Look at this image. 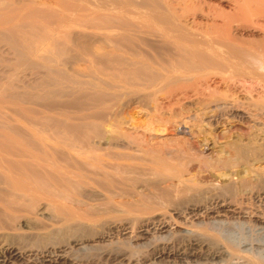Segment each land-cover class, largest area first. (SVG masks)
<instances>
[{"label":"bare ground","instance_id":"bare-ground-1","mask_svg":"<svg viewBox=\"0 0 264 264\" xmlns=\"http://www.w3.org/2000/svg\"><path fill=\"white\" fill-rule=\"evenodd\" d=\"M18 1L0 0V60L5 61L0 63V264H80L70 257L68 249L81 245L95 249L96 257H90L88 264H113L115 260L170 264L188 260L198 252L206 253L212 261L237 256L240 264H264L228 243L224 246L226 241L208 245L216 237L210 226L214 220L243 218L264 225V208L255 210L246 202L233 201L236 195L256 193L264 203V165L254 166L264 162V155L260 158L255 153L264 143L260 142L264 140L263 125L259 127L260 138L252 139V125L235 119L222 122V127L221 119L214 120V127L206 129L200 125L204 116L196 119L198 115L181 113L186 116L160 118L155 126L149 119L143 129L139 126V133L130 117L121 122L108 118L115 112L113 105L108 106L105 119L94 117L108 92L114 98L112 93L118 90L115 96L120 91L127 95L125 92L156 89L158 74L180 68L175 61L187 56L185 49L194 52L187 43L198 42L175 35L177 55L172 62L162 64L126 52L121 42L132 45L134 39L102 24L99 16L81 7L68 4L55 9L31 0ZM212 35L207 42L220 44V52L229 54L226 34L214 41ZM83 38L88 43L95 41L90 43L93 48L81 47ZM34 77L43 78L37 85L41 88L35 87L37 91L28 85ZM65 92L80 97L84 115L52 105L54 96L60 98ZM37 95L44 99L42 107V102L39 107L31 102ZM226 105H221L224 112L230 108ZM252 106L256 109L257 105ZM214 108L202 113L214 112ZM156 126L162 127L161 137L155 132ZM101 129L110 137H104ZM219 138H224L223 146L215 153L226 155L230 166L225 182L214 171L226 168L218 167L219 159L207 156L208 142L212 146ZM182 159L185 162L181 166ZM194 161L201 163L197 172L190 173L187 168ZM170 230L193 234L186 235V242L181 239L184 244L180 245L175 239L178 233L175 237L172 233L171 241L162 239L161 234ZM195 232L199 235L194 236ZM149 238L153 242L144 256L138 260L126 256L127 247L122 248L121 240L138 245Z\"/></svg>","mask_w":264,"mask_h":264},{"label":"rangeland","instance_id":"rangeland-1","mask_svg":"<svg viewBox=\"0 0 264 264\" xmlns=\"http://www.w3.org/2000/svg\"><path fill=\"white\" fill-rule=\"evenodd\" d=\"M31 1L55 9H59V8L61 9L62 6H67L68 4H70L71 6L81 7L88 12H92L95 16H99L98 17L100 18L99 21L102 24L109 25L110 27L118 28L120 29L119 32L125 34L126 38L134 39L133 41L134 43L132 45H129L126 42H121L123 46L122 48H124L126 52L139 53L143 56L149 57V60L150 59L155 60L162 64H167L169 61L172 62L174 56L176 57L177 55L176 51L178 49L174 45L175 35L178 37L194 39L198 42L197 45H192L189 42L187 43L186 47H193L194 52L191 53L190 51L185 49L187 52V56L175 61V65H180L181 66L180 68H177L175 70L165 69L158 74L157 79L160 81V83H158L159 85L157 84L158 86L156 89L154 88L156 86H154L152 87V89L150 88V90L144 89L147 91L144 90L142 91L139 90L138 92L133 91L134 92L133 94L131 93L132 91L129 93L125 92V94L127 95H124L120 91L119 95L117 96H115V94H118L119 90L116 91L117 93L111 91L113 92L112 94L114 98H112V95L110 94V92H108L105 99L102 98L104 99L105 103L104 101H101L103 105L98 104L100 107L105 106L107 109H105L104 107L105 109L104 110L101 107V110L103 109L101 111L100 108L98 109L99 106H97V112L96 110H94L96 112L94 117L99 121L103 120L101 118H104L106 116L107 111H109L108 106L113 105L111 108L113 112L114 111L115 112L113 115H110V117L108 118H112L113 120V118L116 117L117 119H120L121 122L122 119L126 120L127 118L130 117L132 119V122L135 120V123L138 126L137 128L140 131V132L138 131L139 133H141L143 129V125L146 122L148 123L150 121L149 119H151V121L154 120L152 123L155 126L160 124L158 123V121L162 119H166L170 117V115L172 119H176L178 116L181 117L186 116V115H182L181 113L184 114L188 113L190 117H194L198 115L196 119H201L202 116H204V118L201 119L202 121L200 125L201 127H204L206 129H209L210 126L214 127L215 124L214 120L219 121V119H221V122L219 121V127H222L221 125H223L224 122H228L234 119L239 120L240 122L241 121L246 123L248 122L247 124H250V126L252 125V130L249 133V136L251 134L252 139L253 137L254 139H256L258 136L260 138V135H258V133H260V129L261 130L262 128L264 129V120H263L264 119V0H31ZM102 14H107V16L103 17ZM202 30L204 32L207 31L208 33L212 32L213 35L211 36V38L213 37L212 38L213 41L215 39L220 40L219 38L221 37L218 35L221 34L222 36L223 34L224 36V34H226L225 36L229 38L228 42L230 43V44L226 43L227 46L230 45L229 54H225L223 51L220 52L219 50V48L221 49V46H219L220 44L217 45L214 42H211V44L208 43L207 39L210 38L209 36L212 33L207 34V32H205L206 33L205 34ZM215 32L217 33L215 34ZM214 34H215V39H214ZM85 38H83L82 41L80 42L82 45L81 47L85 45L86 47L84 49L88 50V45H89V47L91 46L93 48L95 41L91 40L94 43L90 42L93 44L90 45V43H88L90 41V39H88L89 37H87L88 42L86 41ZM0 39H3V36H0ZM84 40L87 43H85ZM183 44L186 43L184 42ZM12 61H14V59ZM0 63L4 64L5 61L0 60ZM31 68H33V70L36 69V67L35 68L31 67ZM35 79L36 78L34 77L33 81L35 82L31 80L32 83H28V85L29 84L31 85L29 86L32 87V90L37 91V88L39 87L41 88V86H37V85L43 81L42 80L43 78L36 80ZM36 86L37 88H35ZM151 90H156V92ZM120 93L121 95H123L122 97L120 96ZM132 95L134 96V98ZM126 96L129 98L132 96L131 97L132 100L131 98L129 99ZM136 96L140 97V100H137L138 97L135 98ZM39 97L40 95L37 98L35 96V99H32L31 102H33V100L35 103L36 101H38V103L36 104L33 103L38 107L40 106L38 104L42 102V104L40 103L41 104L40 107H42L44 105L43 104L44 99L40 97L41 100H39L40 99ZM57 97L58 96L56 97L54 96V98L51 100L52 103H54L52 105L58 106L57 104H59L65 110L72 112L75 111L77 113L78 111H80V109H82L80 105L81 100L78 95H70L69 93L65 92L60 97L61 99ZM125 97L127 100L129 99L128 103H126L127 101L126 99H123ZM122 100H124L126 105ZM230 100H232L237 104L235 105L232 101L231 104ZM211 101L213 103H211ZM219 101H221V103H219ZM153 102L155 103L153 104ZM170 103L171 105H169ZM238 103L240 104V108L242 109L238 108L239 107ZM116 104L118 107L116 106ZM213 104H219V105L213 106ZM222 104L223 106L226 105L227 108L228 107L230 108L226 109L224 112L223 111L224 107L223 108L221 107ZM241 104L244 106H242ZM34 105L33 107H35ZM93 105L94 107H96L97 104H93ZM233 105H235L236 107ZM252 105L254 106L257 105L256 106L257 110L255 108L254 110ZM219 106L221 107V109L219 108L218 110ZM116 107L118 109H116ZM168 107L172 110H168L169 109ZM208 107H211L209 109H213L214 107H216L217 110L214 108L213 110L214 112L210 111L207 112V114L202 113L205 112V110L208 111L209 110ZM258 108L263 110L261 114H260L261 110ZM115 109L118 111H116ZM215 110L217 111L216 115H215ZM220 110L221 112L222 111L223 112L221 113ZM245 110L248 112H244ZM193 111L195 112L193 113ZM80 112H81V116L82 114L83 115L85 114L83 113V111ZM222 115L224 116L225 119L228 120L224 121ZM253 117L255 119H253ZM256 117H258L259 119ZM249 118L253 119V121L250 119L251 120L250 122ZM114 120L116 122H119L116 119ZM254 122L258 126V128L254 124ZM261 125L263 126L260 127ZM139 126L142 127V129ZM255 127L257 128V130H255ZM157 128L159 129L160 127L156 126L155 132H157L156 134L159 135V137H161L163 135V132L161 131L162 127L159 130H157ZM104 129H101V132L105 133L102 135H104V137H108L110 133H108V131ZM256 132L257 135L255 134ZM219 139L220 140L216 139L217 142L212 146L208 142L210 149L208 153L209 155L207 156H212V158L214 159L216 158L219 159L218 167L220 168L221 166L222 168L224 167L226 168L225 171L224 169L221 168L219 170L214 171L216 177H218V179L221 180L222 182H225L227 181L226 180L227 178L226 175L228 173L227 170L229 169L230 166L224 159L226 155L224 156L222 154H219L218 152H216L218 154L215 153V151H217V149H219L220 146H223L222 144L220 145V143H223L224 138L223 139L219 138ZM159 140L160 139H157L156 141ZM256 141L257 143L264 142V140L263 141L259 140L260 142L258 140ZM261 146L260 147L262 148L263 151L261 150V148L259 149V147L255 151L256 156L257 157L259 156L260 158L263 157L264 155L263 154L264 143ZM258 153L259 155H257ZM221 158H223L224 160L222 161ZM182 160L179 162L181 166L184 165L185 162L184 160L188 162L187 158H184L183 161ZM191 163H193L194 165L192 164V166L187 168L189 170L188 172L190 173H195V171L197 172L196 169L198 168V164H200L201 162L198 163V161L197 162L194 161ZM187 164L189 163H186V165ZM257 165L260 166L264 165V162L254 164V166ZM235 168L240 169L239 167H235ZM255 194L256 193H253V195L241 194L242 195V196L240 195L241 197L239 195H236V197L233 196V199L235 197L233 201L235 200L236 202L243 201L242 203L246 202L244 204H246L249 207H252V209L256 208L258 210H261L264 208V203L261 202L258 198H256ZM238 196L240 197V199ZM212 224L213 225L210 226L214 229L211 233L213 234V232L215 231L214 234H216V237H218L217 239L219 241L216 239V237H214L216 240L213 239L214 242L213 240L208 239V241L210 240L212 242L211 243L209 241L210 243L208 242L209 243V244L207 243L208 245L211 244L212 246L213 243L215 244L219 243L218 245L220 244L222 245L223 243L221 241L223 242L226 241V243H224V246L228 243L233 248L238 249L239 251L242 250L240 252L242 253V255L245 256L249 254V257L253 256L255 257L256 260L259 259V261L262 262L264 261V225L254 224L251 222L249 223L248 221H246V219L243 218L214 220ZM180 229L181 228H178L177 230ZM185 232L186 231H181L179 233L177 232L178 236L180 234L179 236L180 238H179L176 232H175L176 234H174L170 230L167 233L161 234V237H163L162 238L163 240L170 239L169 241H171L172 240L171 237L177 236L175 238L176 242H179V244L180 243L184 244L183 241L186 242V239L188 237L186 235L193 234V232H186V233ZM198 233L199 232H195L196 235L194 236H198L199 235ZM215 241H217L218 243ZM121 242H122L121 243L122 248L125 249L127 247L125 249L127 252L126 256L129 257L132 256L131 258L134 257L135 260H138L145 255L146 247L153 242V238H149L148 240H142L138 245H134V244L131 245L127 239L121 240ZM123 243H124V247H123ZM121 244L119 243L118 246L119 245L121 246ZM68 252L70 257L72 256V258H74L76 261H79L80 264H86V261L88 264V262L89 263L91 262L90 259L92 260L94 257H96L95 249L89 246H82V245L75 246L74 248L68 249ZM202 254L205 255L206 253L202 252ZM202 254L201 252H198L197 254L194 255V257H189L188 260L187 259L182 261L176 260L170 264H203V263L204 264L206 263L240 264L238 263L239 261L237 262V258H236L237 256L234 257L230 256L231 259L229 258V256L227 257L225 256L222 259H219V261L218 260L212 261L211 259L210 261L209 256L208 258L207 255H205L207 258L205 256L203 258ZM205 261L207 262L205 263ZM113 264H125V262L122 261L120 262L118 260H115ZM140 264H155V263H150V261H146Z\"/></svg>","mask_w":264,"mask_h":264}]
</instances>
